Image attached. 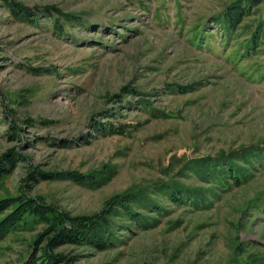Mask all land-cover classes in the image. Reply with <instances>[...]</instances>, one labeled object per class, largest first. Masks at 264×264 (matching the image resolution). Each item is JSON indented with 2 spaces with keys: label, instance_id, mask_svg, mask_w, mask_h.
<instances>
[{
  "label": "rangeland",
  "instance_id": "374dc122",
  "mask_svg": "<svg viewBox=\"0 0 264 264\" xmlns=\"http://www.w3.org/2000/svg\"><path fill=\"white\" fill-rule=\"evenodd\" d=\"M14 1L67 16L0 0V199L105 218L58 264H264V0ZM54 220L24 214L0 264Z\"/></svg>",
  "mask_w": 264,
  "mask_h": 264
},
{
  "label": "trees",
  "instance_id": "16d2710c",
  "mask_svg": "<svg viewBox=\"0 0 264 264\" xmlns=\"http://www.w3.org/2000/svg\"><path fill=\"white\" fill-rule=\"evenodd\" d=\"M4 3V6L10 10L14 16L18 19L27 20L28 17L35 15L36 13H42L43 15L53 16L55 13L64 15L66 18L67 14L60 12L57 8L50 6L42 8L36 12L28 7H25L21 4H18L14 0H1ZM228 17L231 18V21H237L238 17L242 11L238 8H233L229 10ZM236 17V18H235ZM68 19V18H67ZM233 21V22H234ZM58 26V25H56ZM6 162H0V177L8 173L10 167L16 161L15 157L5 158ZM5 163V165H3ZM10 165V167H7ZM41 179H49L52 177L51 173H40ZM71 177H79L75 173H64ZM18 204L13 206V198H1L0 199V240L13 228H16L19 224V221L22 219L23 215L28 213L37 218H46L48 215H51L52 219H55L49 225V232L45 234L47 237L46 248L42 249L40 256L36 250H38L36 244L41 239L35 241V244L31 247V251L27 255L26 259L22 264H58L64 263L66 260L63 259L60 255L53 254L51 249L62 244H74V245H87L97 250H102L106 248V244L102 243V236L100 234V228L105 223V218L103 216V211L96 215L92 216H74L71 217L67 214H62L56 212L52 207L39 203L34 199H28L26 197H19ZM108 203L104 208V212H108V209L115 204V202H120L121 198H115ZM125 205V204H124ZM105 213V214H106ZM45 232V233H46ZM50 233V235H49ZM49 235V236H48ZM175 264V263H167ZM188 264V263H181ZM251 264V263H248Z\"/></svg>",
  "mask_w": 264,
  "mask_h": 264
}]
</instances>
